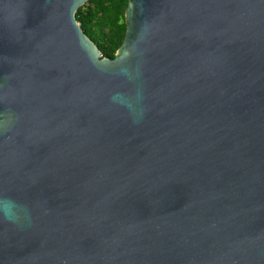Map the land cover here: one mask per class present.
Segmentation results:
<instances>
[{
  "label": "water",
  "instance_id": "water-1",
  "mask_svg": "<svg viewBox=\"0 0 264 264\" xmlns=\"http://www.w3.org/2000/svg\"><path fill=\"white\" fill-rule=\"evenodd\" d=\"M88 1L0 0V264H264V0Z\"/></svg>",
  "mask_w": 264,
  "mask_h": 264
},
{
  "label": "trees",
  "instance_id": "trees-1",
  "mask_svg": "<svg viewBox=\"0 0 264 264\" xmlns=\"http://www.w3.org/2000/svg\"><path fill=\"white\" fill-rule=\"evenodd\" d=\"M128 3L129 0H89L77 11V20L103 57L114 59L124 41Z\"/></svg>",
  "mask_w": 264,
  "mask_h": 264
},
{
  "label": "clouds",
  "instance_id": "clouds-1",
  "mask_svg": "<svg viewBox=\"0 0 264 264\" xmlns=\"http://www.w3.org/2000/svg\"><path fill=\"white\" fill-rule=\"evenodd\" d=\"M115 101H121V97L116 95L113 97ZM133 119L138 120L143 112L132 109ZM0 217L12 223H21L30 218L29 209L19 201L11 197H0Z\"/></svg>",
  "mask_w": 264,
  "mask_h": 264
}]
</instances>
